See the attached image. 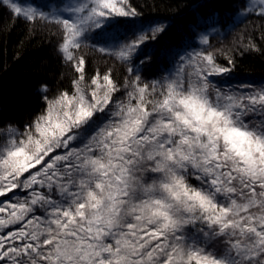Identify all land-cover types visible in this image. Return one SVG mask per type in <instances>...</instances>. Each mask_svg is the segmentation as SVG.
Instances as JSON below:
<instances>
[{
	"label": "snow or ice",
	"instance_id": "1",
	"mask_svg": "<svg viewBox=\"0 0 264 264\" xmlns=\"http://www.w3.org/2000/svg\"><path fill=\"white\" fill-rule=\"evenodd\" d=\"M0 7L55 36L69 81L51 95L38 82L40 109L0 120V264H264V83L228 82L218 13L193 5L160 48L169 23L129 0ZM250 16L264 0L229 23ZM85 48L122 78L90 72Z\"/></svg>",
	"mask_w": 264,
	"mask_h": 264
},
{
	"label": "trees",
	"instance_id": "2",
	"mask_svg": "<svg viewBox=\"0 0 264 264\" xmlns=\"http://www.w3.org/2000/svg\"><path fill=\"white\" fill-rule=\"evenodd\" d=\"M129 3L146 21L169 23L168 32L158 42L160 48L178 40L181 33L188 30L195 19L193 5H201L203 14L215 11L225 27L210 36V43L214 49L228 50L234 59L235 67L228 82L237 85L243 81L257 86L264 83V20L250 16L235 27L229 23L231 14L242 0H129ZM55 44L56 38L47 28H30L22 17L16 18L0 7V120L22 122L38 111L41 107L36 88L38 82H48L49 95L58 86L69 83L68 79L59 76L64 69L57 58ZM84 52L90 72L111 66L113 78H122L124 65L88 48ZM217 62L227 66L223 55L218 56Z\"/></svg>",
	"mask_w": 264,
	"mask_h": 264
},
{
	"label": "rangeland",
	"instance_id": "3",
	"mask_svg": "<svg viewBox=\"0 0 264 264\" xmlns=\"http://www.w3.org/2000/svg\"><path fill=\"white\" fill-rule=\"evenodd\" d=\"M15 2H18L21 6H25L28 3L32 2V0H15Z\"/></svg>",
	"mask_w": 264,
	"mask_h": 264
}]
</instances>
